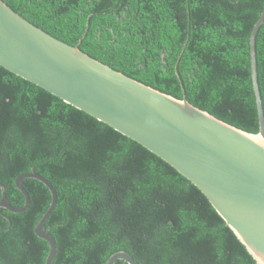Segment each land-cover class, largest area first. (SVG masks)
I'll return each instance as SVG.
<instances>
[{"label":"trees","instance_id":"trees-1","mask_svg":"<svg viewBox=\"0 0 264 264\" xmlns=\"http://www.w3.org/2000/svg\"><path fill=\"white\" fill-rule=\"evenodd\" d=\"M3 1L113 69L258 132L250 34L264 0ZM254 45L264 113V22ZM32 170L57 192L45 220L57 245L53 264H105L119 250L140 264H257L170 164L0 65V183L12 206L24 204L15 178ZM23 186L24 212L0 208V264H45L49 251L34 228L50 192L33 178Z\"/></svg>","mask_w":264,"mask_h":264},{"label":"water","instance_id":"water-1","mask_svg":"<svg viewBox=\"0 0 264 264\" xmlns=\"http://www.w3.org/2000/svg\"><path fill=\"white\" fill-rule=\"evenodd\" d=\"M264 8L250 34L251 78L259 129L251 133L191 104L146 85L37 27L0 0V65L64 102L106 123L170 164L197 186L245 246L264 264V113L256 72L254 39ZM176 74L179 73L176 69ZM33 178L50 192V203L35 225L46 240L45 264H53L57 245L45 228L57 192L35 171L15 178L24 196L11 205L0 183V208L24 212L30 204L23 179ZM8 221L10 218L7 217ZM140 264L129 252L111 254L105 264Z\"/></svg>","mask_w":264,"mask_h":264}]
</instances>
